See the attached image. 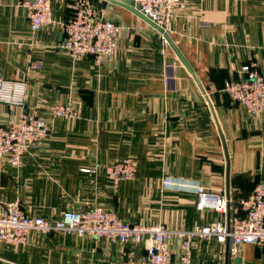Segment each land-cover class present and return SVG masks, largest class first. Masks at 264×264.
<instances>
[{
    "label": "crops",
    "instance_id": "1",
    "mask_svg": "<svg viewBox=\"0 0 264 264\" xmlns=\"http://www.w3.org/2000/svg\"><path fill=\"white\" fill-rule=\"evenodd\" d=\"M93 1L123 27L119 49L101 63L75 60L63 48L60 23L73 17L74 0H57L55 23L35 33L21 0H0V76L27 83L22 107L0 103V124L31 112L51 129L29 147L22 168L0 156V202L19 200L28 214L51 220L100 205L131 225L191 230L234 221L238 200L264 182V113L250 114L224 87L242 78L245 64L264 75V0H182L167 41L126 0ZM57 104L72 105L77 116H55ZM128 157L136 175L114 186L105 167ZM165 176L225 192L230 210L200 209L194 189L165 187ZM145 245L32 233L26 245L0 243V264H121L125 251L140 255ZM170 248L178 258L182 241ZM231 248V241L195 238L193 264L238 257L264 264V243L241 244L236 254Z\"/></svg>",
    "mask_w": 264,
    "mask_h": 264
},
{
    "label": "built area",
    "instance_id": "2",
    "mask_svg": "<svg viewBox=\"0 0 264 264\" xmlns=\"http://www.w3.org/2000/svg\"><path fill=\"white\" fill-rule=\"evenodd\" d=\"M57 0H21L27 12L33 33L46 24H54L53 6ZM182 0H134L135 8L160 30L168 40L175 11ZM74 15L60 25L66 32L63 48L75 60L92 56L97 63L113 56L119 49V33L123 28L104 18L93 0H74ZM39 67V64H33ZM242 78L226 82L224 91L234 102L244 106L255 116L264 113V75L256 63L241 68ZM27 83L8 80L0 76V103L22 107L25 103ZM55 116L75 118L77 111L72 105L57 104ZM47 120L35 113L23 112L8 124H0V156L18 168L25 165V154L29 147L45 140L50 135ZM89 172V168H84ZM94 172L96 170H93ZM136 161L125 158L107 164V178L117 186L124 179L134 178ZM163 185L181 190L194 189L198 193L200 209H214L227 213L232 199L225 192L212 194L204 186L193 181H184L165 176ZM241 215L234 221H215L197 225L191 230H176L163 224L131 225L114 210L100 205L75 211L67 210L61 217L51 220L41 215H30L19 200L0 202V243L26 245L31 234L47 235L53 232L72 234L79 237L103 238L111 242L146 243L145 252L125 251L121 264H193V242L198 239H216L220 243L232 242L231 253L236 254L241 244L264 243V182L259 181L248 196L238 200ZM182 241V253L176 258L170 248L173 239Z\"/></svg>",
    "mask_w": 264,
    "mask_h": 264
},
{
    "label": "water",
    "instance_id": "3",
    "mask_svg": "<svg viewBox=\"0 0 264 264\" xmlns=\"http://www.w3.org/2000/svg\"><path fill=\"white\" fill-rule=\"evenodd\" d=\"M108 1L119 2L118 0H105V3L108 2ZM126 3L128 5H130L132 8L135 7L134 0H126ZM234 264H242V259L240 257L236 258Z\"/></svg>",
    "mask_w": 264,
    "mask_h": 264
}]
</instances>
